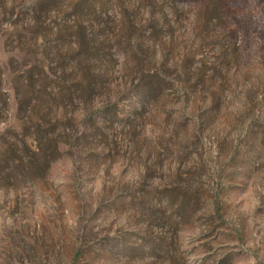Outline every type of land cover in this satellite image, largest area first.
Wrapping results in <instances>:
<instances>
[{
  "label": "rangeland",
  "instance_id": "obj_1",
  "mask_svg": "<svg viewBox=\"0 0 264 264\" xmlns=\"http://www.w3.org/2000/svg\"><path fill=\"white\" fill-rule=\"evenodd\" d=\"M0 264H264V0H0Z\"/></svg>",
  "mask_w": 264,
  "mask_h": 264
}]
</instances>
